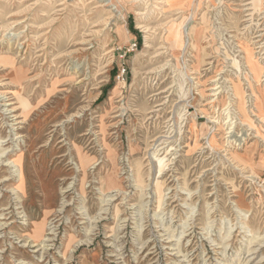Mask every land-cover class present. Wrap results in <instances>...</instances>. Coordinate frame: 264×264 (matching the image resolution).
I'll return each instance as SVG.
<instances>
[{"label":"rangeland","instance_id":"1","mask_svg":"<svg viewBox=\"0 0 264 264\" xmlns=\"http://www.w3.org/2000/svg\"><path fill=\"white\" fill-rule=\"evenodd\" d=\"M0 264H264V0H0Z\"/></svg>","mask_w":264,"mask_h":264},{"label":"bare ground","instance_id":"2","mask_svg":"<svg viewBox=\"0 0 264 264\" xmlns=\"http://www.w3.org/2000/svg\"><path fill=\"white\" fill-rule=\"evenodd\" d=\"M176 33H178V30L174 33V35H172L174 39H176V37H177V34ZM43 231H44V225L43 224L36 225L35 230H34V234L32 235V237H34V239H36V240H40V238H42V236H43Z\"/></svg>","mask_w":264,"mask_h":264}]
</instances>
